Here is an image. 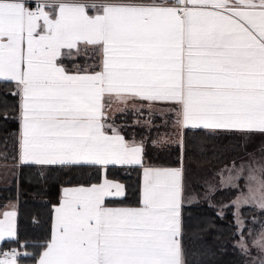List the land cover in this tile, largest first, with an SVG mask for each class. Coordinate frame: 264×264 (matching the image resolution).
<instances>
[{"label":"snow or ice","instance_id":"6c2138e0","mask_svg":"<svg viewBox=\"0 0 264 264\" xmlns=\"http://www.w3.org/2000/svg\"><path fill=\"white\" fill-rule=\"evenodd\" d=\"M0 82L18 99L0 103V122L18 124L14 154L6 143L0 152L5 166L11 158L44 179L52 170L81 178L62 187L40 251L0 249V264L22 255L34 264H188L183 211L198 199L187 187L186 133L264 136V0H0ZM114 99L122 112L147 110L146 123L171 124L178 166L147 160L145 141L126 138L111 117ZM260 153L233 162L229 186L240 196L229 207L264 216ZM133 171L134 206L114 178ZM0 217V242L18 241L17 212ZM243 224L237 217L240 251L256 249L264 264V230L249 243Z\"/></svg>","mask_w":264,"mask_h":264},{"label":"trees","instance_id":"16d2710c","mask_svg":"<svg viewBox=\"0 0 264 264\" xmlns=\"http://www.w3.org/2000/svg\"><path fill=\"white\" fill-rule=\"evenodd\" d=\"M14 90L13 84L0 82V103L7 101L12 106L16 105L17 97L9 95ZM17 130L16 122H0V152L6 143L9 157L15 152L12 134ZM248 141L236 133L211 134L206 130H188L185 167L195 174L204 169L222 168L243 156ZM145 147L146 158L150 163L178 166L181 153L176 144L154 147L146 140ZM3 168L11 172V179L8 182L0 181V212L10 203L16 205L18 241L2 242L0 249L6 251L16 248L20 253L35 255L40 251L38 245L50 238L53 205L58 203L62 187L75 185L81 182V178L78 174L65 175L62 171L52 170L46 173L47 178L44 179L38 176L39 169L36 166H14L11 158L6 166L0 160V170ZM114 178L129 186L125 203L136 205L137 173L114 174ZM96 179L94 177L92 182H96ZM199 185L195 182L193 190L202 188ZM237 193V189L232 187L218 188L210 192L209 201L199 197L198 202L186 204L182 242L188 264H257L249 262L236 245L240 234L237 232L234 207L229 205ZM239 211L244 217V235L248 232L256 234L264 225V216L258 209L244 206ZM20 264H34L33 256L22 255Z\"/></svg>","mask_w":264,"mask_h":264},{"label":"rangeland","instance_id":"374dc122","mask_svg":"<svg viewBox=\"0 0 264 264\" xmlns=\"http://www.w3.org/2000/svg\"><path fill=\"white\" fill-rule=\"evenodd\" d=\"M249 141L247 142L246 146H245V153H243V156L240 157L237 161H234L237 165V167L239 166V164L242 161L248 160L249 156L248 153H252L255 152L257 155H260V150L262 148H264V136H261L259 134L253 135L251 137V139H248ZM167 145V144H166ZM233 162L228 163L226 165H224L222 168H212V169H204L201 171H198L197 174H195L192 170L187 171V187H188V191L190 193H196L197 194V199H199V197H202L206 200H210V192L214 191L218 188L222 189V188H228L230 187L229 184V180L228 177L230 175L234 176L235 175V169L232 167ZM8 168H3L2 170H0V181H5L8 182L11 179V172H7ZM231 169V171H229ZM195 182H198L200 185L198 191L193 190V184ZM235 183H238L241 187V189L244 188L245 185V181L243 179L239 180V181H235ZM231 188V187H230ZM238 191V190H237ZM240 196V191H238L237 195L234 197V199L231 201V203L237 199V197ZM211 203V202H210ZM11 205H15L13 203L8 204V206ZM227 205V204H225ZM244 206H241L240 208H242ZM252 207V206H250ZM239 208V210H240ZM237 209V207H234L233 209V213L235 214V221L237 224V217H239L241 220L244 221V217L241 215L240 211ZM4 211V210H3ZM244 224L241 226L242 228H244ZM262 230H264V225L261 226V228L259 229V231H257L256 234H252L250 235V232L246 233L244 235L245 239L251 243L252 238L257 236ZM237 232L240 234L239 230L237 229ZM240 242V239L238 240V242H236V245L238 246ZM11 249H15L17 252H19L16 248H10L7 249L6 251H9ZM246 255V254H245ZM246 259L249 262H253V263H257L259 264V260H260V256L258 255V251L256 249H253L251 251V256L246 255Z\"/></svg>","mask_w":264,"mask_h":264},{"label":"crops","instance_id":"0c3cea01","mask_svg":"<svg viewBox=\"0 0 264 264\" xmlns=\"http://www.w3.org/2000/svg\"><path fill=\"white\" fill-rule=\"evenodd\" d=\"M123 104L117 100H113L112 107L109 110L111 117L113 118L115 124L121 128L126 135V138H131L135 136L137 140L143 139L144 141H150L153 145L152 141L158 140L160 138H171V143L176 144V133L173 130L171 124H165L163 120L159 117L152 120L151 123H146L148 120L147 110H145V114L140 116L135 114L129 106L125 111H120L123 108ZM120 119V121H119ZM137 120L140 121L139 124L135 123ZM126 131V132H125ZM166 145L157 144L154 147H164ZM176 167V166H175ZM14 204V203H13ZM11 206L6 205L4 211L6 210H15L16 205H14V209ZM2 218V217H0ZM2 242H0L1 245Z\"/></svg>","mask_w":264,"mask_h":264}]
</instances>
